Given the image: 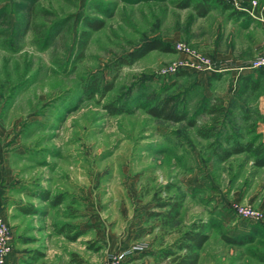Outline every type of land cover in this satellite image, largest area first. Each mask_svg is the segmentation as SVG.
I'll return each instance as SVG.
<instances>
[{"label":"rangeland","instance_id":"1","mask_svg":"<svg viewBox=\"0 0 264 264\" xmlns=\"http://www.w3.org/2000/svg\"><path fill=\"white\" fill-rule=\"evenodd\" d=\"M186 1L0 0V208L19 264H176L188 231L207 236L198 264H264V165L217 153L264 150V77L242 91L252 70L179 67L197 62L176 46L223 66L261 52L222 3ZM153 39L173 51L124 62ZM170 97L195 125L149 113Z\"/></svg>","mask_w":264,"mask_h":264},{"label":"trees","instance_id":"2","mask_svg":"<svg viewBox=\"0 0 264 264\" xmlns=\"http://www.w3.org/2000/svg\"><path fill=\"white\" fill-rule=\"evenodd\" d=\"M191 1L192 0H187L186 5H191ZM214 1L222 3L223 6H225V8L226 7L228 8L229 6L232 7V4H230L227 1L224 0H214ZM196 5H197L196 9H198L201 15H206L213 8L212 2L210 0H200V2H198ZM90 24L92 25L93 29H95V31L102 27L101 24L99 25L96 22L94 23L91 22ZM155 49H159L162 51H173L172 46H170L169 44H166L158 39H153L145 42L143 45H141L140 48L129 52L128 56L125 57L123 60L126 63H133L134 61L146 55L148 52ZM258 71H259V76L257 78H254L253 76L254 73ZM263 72L264 69H260L245 74L241 82V90L251 91L253 93V91L259 89L262 82L261 74ZM148 111L157 118H161L169 121H175V122H181L187 120L189 125H195L194 120L188 119L187 112L185 110L178 108L175 105L174 98L172 97L164 99L158 102L157 104L149 107ZM212 111H215V109L213 108ZM199 133L207 137L211 135L210 130L204 128L200 129ZM244 151H250L253 155H255V157H257L258 160L256 161L259 164L264 165V150L262 148V144L256 147L254 146V142L252 141H247L245 143L235 142L230 149H223L220 152L218 151L217 153L222 160H225L231 157L233 154L241 153ZM175 205H172L169 208V210L163 214L167 221L171 219H175V216L178 214V206ZM182 237L184 238H182V240L180 241L178 248L185 249L187 251L185 254H180L175 257L176 264H198L199 253H200L199 249L202 248L204 242L206 241L207 236L205 234H202L201 232L188 231Z\"/></svg>","mask_w":264,"mask_h":264},{"label":"built area","instance_id":"3","mask_svg":"<svg viewBox=\"0 0 264 264\" xmlns=\"http://www.w3.org/2000/svg\"><path fill=\"white\" fill-rule=\"evenodd\" d=\"M224 1L229 2L236 8L242 7L239 0H224ZM251 2L254 7H256L259 3L258 0H252ZM176 49L181 50V51H186L195 60V62H197V64L193 62L192 63H187V62L179 63V67H189V66L199 67L200 65L201 67L210 69L211 71H222V70H225V69L227 70L230 68V67L227 68V66H223V65L213 64V60L203 55H200L194 51H191L183 43H179L176 46ZM176 67H173L171 70H174V71L177 70ZM233 68L243 70V71L245 70L255 71V70L264 69V51L261 52V54L258 57L252 60H249V61H243L237 64V66ZM239 210L241 214L246 217H258V214L255 213V211H249V210L247 211V209L242 208V207ZM10 231L11 230L9 226L3 217V211L0 208V264H7L8 256L13 251V244L11 241ZM135 249L141 250V247H136ZM107 264H122V258L117 253L111 254L107 260Z\"/></svg>","mask_w":264,"mask_h":264},{"label":"crops","instance_id":"4","mask_svg":"<svg viewBox=\"0 0 264 264\" xmlns=\"http://www.w3.org/2000/svg\"><path fill=\"white\" fill-rule=\"evenodd\" d=\"M241 8L226 7L223 8L222 11L227 13L228 16V25L229 28L232 30V34H240L246 38V43L249 44V47L256 52H263L264 51V0H259V5L257 7H252L250 0H246L242 2ZM236 10V11H235ZM232 34L227 33L228 37L232 36ZM231 65L229 67H235L237 64L246 61L241 60L238 61L236 59L227 60ZM228 68V67H227ZM261 73V72H260ZM264 77V72L261 74ZM260 75V77H261ZM254 78L259 76V71L254 73ZM17 255L18 253L13 251L10 253L7 259V264H19Z\"/></svg>","mask_w":264,"mask_h":264}]
</instances>
